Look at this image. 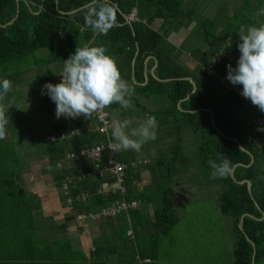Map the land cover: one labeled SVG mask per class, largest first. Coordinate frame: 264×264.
I'll use <instances>...</instances> for the list:
<instances>
[{
    "label": "trees",
    "instance_id": "1",
    "mask_svg": "<svg viewBox=\"0 0 264 264\" xmlns=\"http://www.w3.org/2000/svg\"><path fill=\"white\" fill-rule=\"evenodd\" d=\"M93 1L0 0V79L9 77L12 64L25 65L30 57L40 51L44 52L42 63L50 65L63 64L74 54L76 47L88 45L105 48L106 54L115 59L122 78L130 86L147 98L159 96L170 102L171 107L165 113L156 112V117L159 124H165L167 127L163 125L164 127L176 134L175 144L169 150L170 156L166 158L161 155L148 168L155 179L156 169L166 167L165 172L158 173L157 180L159 179L160 184L150 189L152 196L142 192L137 194L132 190L131 181L138 176L129 168L125 172L126 199H141L144 202L156 199L159 203L153 210V221L147 224L155 231V235L145 238L138 235L137 231L135 233L138 258L148 259L149 263L155 261L158 256L157 237L171 230L178 220L173 201L166 193V184L176 171V161L181 150V133L187 126L196 137L201 168L212 173L213 170L208 166L209 160L220 163L221 158L226 157L230 162V171L214 178L222 189L219 211L232 218L235 233L230 264H251L253 248L247 239L255 245L254 264H260L264 261V172L259 161L264 152L253 129L245 127L238 116L244 106L243 100L233 91L221 86L218 77L227 75L226 65L236 66L239 58V27L258 26L264 22V16L254 17L264 7V0H244L238 10L230 14L231 25L219 31L213 30L210 21H204L199 30L206 50L196 49L191 52L195 61L194 68L180 63L174 56L173 49H168L162 34L151 26L156 19L177 21L189 17L182 9V0H97L92 3ZM102 3H107L113 9L111 28L107 34L94 33L90 28L84 30L85 15L91 8H98ZM132 10L136 11L141 21L126 22V17ZM230 44L231 47L228 48ZM137 47L138 53L135 56ZM149 56L157 60L155 78L150 74L154 61L149 60L145 65V59ZM212 69L215 74L210 73ZM145 73L148 80L141 86L145 81ZM187 78H191L196 85L192 94L193 84ZM45 98L49 115L55 118V104L47 95ZM179 101L180 109L177 107ZM109 110L112 115L119 112L120 118L124 116L117 104H113ZM211 114L214 117L213 124ZM62 121L59 129L65 131H80L84 127L94 126L93 116ZM228 138H234L237 142ZM104 140V136L95 131L86 132L51 142L48 151L46 150L50 163L59 165L61 179L66 175L85 176L80 182L72 184V194L88 191L94 194L91 202L98 206L113 203L118 197L114 194H96L102 181L88 176L92 167L88 159L82 157L84 159L76 164L65 163L64 158L67 152L77 153L85 146ZM2 142L3 139H0V264H68V248L61 243L43 248L35 246L34 198L21 186L20 169L12 152V143L8 145L9 143ZM124 153H118L120 160H131ZM250 154L253 162L248 166ZM235 165L232 178L230 172ZM243 180L250 182V193L246 183H237ZM75 205L78 212L89 209L86 204ZM137 212L136 209L131 210L127 216L131 217ZM262 216L263 219L258 220ZM241 219L242 230L239 229ZM132 229L134 230L133 224ZM139 229L141 230L140 226Z\"/></svg>",
    "mask_w": 264,
    "mask_h": 264
},
{
    "label": "crops",
    "instance_id": "2",
    "mask_svg": "<svg viewBox=\"0 0 264 264\" xmlns=\"http://www.w3.org/2000/svg\"><path fill=\"white\" fill-rule=\"evenodd\" d=\"M219 1L222 5L227 6V8H225V12L228 15L236 12L244 2V0H218V2ZM183 7L184 0H182V9H184ZM185 13L189 17H183L178 19L177 21H173L177 25V29L171 28V30H164V22H167L168 20L164 21L162 19L154 20L151 26L154 30H158L162 34V37L165 40V44L170 45H167L168 49H173L174 56L180 63L185 64L189 68H194L195 61L191 54V52L194 50L189 51L180 46L182 44V41L187 40V38L190 36L189 32L195 28L192 21L193 18L190 17V12L185 10ZM170 21L171 20H169V22ZM203 44L204 47H198L200 51L206 50L205 43L203 42ZM136 55L137 54L135 52V56ZM187 58L189 59V62L187 61ZM134 60L135 58L132 60V69L134 66ZM149 60L154 61L153 66L150 69V74L155 78L154 70L157 65V60L155 57L149 56L145 59V65ZM186 62L188 63L186 64ZM62 68L63 66L59 71L60 74L62 72ZM212 71L214 70L212 69ZM27 72L29 73V75H36L39 73L34 69H30ZM144 76L145 81L144 83L140 84L141 86L145 85L148 80L146 73ZM61 79L62 77L59 76L56 82H58V80L60 82ZM131 79L133 81V76H131ZM19 89L21 88L18 86H13L12 92L18 91ZM133 90L134 93H138L140 96H143L138 92L136 88H133ZM31 95V103L34 106L36 105L39 110H37L36 112L32 110L30 113H27V119L24 121V123L19 121L18 123L10 125L16 128V136H18L16 143L14 142V140H12V145L15 144V148L18 151L19 158L21 159L20 161H17L20 169L21 186L34 198L35 202V209L33 213V222L35 226V246L43 248L51 244L61 243L62 246L68 248L66 252L69 258L68 264H151L149 262H145L148 259L142 260L138 258V242L135 240V233L137 231L138 235H141L145 238L155 235V231L151 229L149 225H147L153 221V211H149V213L147 211L145 213L141 212V207L145 206L144 208H146V206H148L147 209H149V206H151L150 203L152 202H144L141 199L130 198L140 202L139 207L136 209V212H138L131 217L127 216V214H122L119 217L100 219L98 221L86 219L83 221L77 220L76 215L78 214H97L103 208L111 206L112 203L104 206L95 205L93 204V202H91V198L94 196V194L88 191H81L80 193H77L75 195L72 194V184H74L75 182H80L85 176L81 174L77 175L76 177L66 175L63 177V179H61L58 171L59 165L57 163L51 164L48 156L46 155L48 154L47 148L49 143L70 138L71 136L69 135V132L71 130L65 131L59 129L60 125L63 123L62 119L65 118L56 119L52 118L49 115L48 105L45 101L46 95L42 94V91H33ZM131 102L135 104V106L139 105L138 108L144 110V114L146 115V117L154 116L156 118V132L161 131L159 145H162V143L164 142L165 145H168V147L165 148L167 150H170V148L175 144L174 142L176 139V134L174 132H170L169 129L166 128L167 126L165 124H159L156 117V112L165 113L168 108L156 110L155 112L154 109L147 110L146 108H143L141 104L136 102L135 98H131ZM180 102L181 101H179L177 104L178 109H180ZM136 103L138 105H136ZM50 104L52 106L51 102ZM118 109L120 111H123V109H121L119 105ZM105 112L108 118L111 120L112 111L106 109ZM238 116L244 122L245 127L253 129L255 137L258 138L260 147L264 152V113H261L255 106L251 104V102H244V106L238 113ZM93 118V127H84L80 131L78 130V134L74 135L73 137L78 136L81 133H86L89 131L92 132L97 125L94 115ZM124 118H127L125 114L124 116H121V119ZM162 121L164 120L162 119ZM211 123L213 124L212 119ZM163 125H165L166 127H164ZM133 126H135V124ZM62 133L65 134L66 137L61 138L60 135ZM104 138V142L99 143L113 141L111 138V131L109 132L108 137L104 136ZM181 143L182 133L181 142L179 143V145H181ZM146 145L148 144L146 143L145 145H143L139 153L134 151H118L113 155V157L118 162L127 165V169L129 168L128 170H132L135 175L138 176L137 178H133V180L131 181V189H134L137 194L142 192L149 193V195L152 196L153 192L150 189L156 188V185L160 184V181L159 179L157 180V178L154 179L151 171L148 168L155 163L157 158L163 155V152H160L162 148L158 150L157 147L159 145H157L152 149V152L148 153V156H144ZM119 152H125L126 156L131 160H120V158L118 157ZM77 153L72 151L67 152L65 154L64 162L76 164L81 162L84 159L82 157L78 160L69 158L70 154ZM52 156L53 155L51 154V157ZM109 157V154H104V157L102 158L103 162L106 161ZM88 160L92 165L91 169L89 170L88 176L92 179H100L102 181L101 185L97 188L107 185L109 183L110 176L104 172L99 173L95 168V163L90 159ZM150 160H152V163H150ZM103 162L101 165H99V167H103ZM259 164L264 165V154L262 156V159H260ZM261 170L264 172V168ZM151 178L155 185L146 188L145 184L150 183ZM193 181L197 182L194 184H199L198 176L194 177ZM168 183L166 184L167 194ZM184 186L187 185L184 184ZM65 187H67V193H65ZM82 194L88 195V198L85 201H80L79 199H77V197L81 196ZM170 197L175 207L176 202L178 204H181L185 201L186 198H188V193L185 191V188H179L175 191V196ZM67 200L71 201V208L69 207ZM75 204H86L89 209L86 212H78L76 210ZM158 205L159 204H157V206ZM151 213L152 215H150ZM132 224L134 226V230L132 229ZM176 224L173 226V228L176 226ZM145 225H147V227H145ZM139 226L141 227V230L139 229ZM144 228H147V230H142ZM173 228L166 234H160L157 237V250H159V238L161 236H169ZM128 232H131L130 235L128 234ZM173 245L174 248L175 246L183 248L186 246L192 247L194 245V242L191 240H183L173 242Z\"/></svg>",
    "mask_w": 264,
    "mask_h": 264
},
{
    "label": "rangeland",
    "instance_id": "3",
    "mask_svg": "<svg viewBox=\"0 0 264 264\" xmlns=\"http://www.w3.org/2000/svg\"><path fill=\"white\" fill-rule=\"evenodd\" d=\"M184 10L190 12V17L193 18L194 29L189 32L190 36L187 40H183L181 47L192 51L198 49L199 46L204 47L203 40L200 34V25L204 21H210L213 24V30L219 31L231 25V15L225 11L227 6L221 4L218 0H184ZM177 29V25L173 21L164 22V30ZM168 45V44H167ZM170 46V45H168ZM44 52L40 51L30 57L25 65L19 63L12 64L9 70L8 78L12 81L13 86L20 87L18 91L10 92L5 98L4 103L7 105L11 102V108L8 109L9 123L7 125L6 136L2 143L11 145L17 142L16 128L10 124H15L27 119V113L32 110H39L37 106L31 103L32 92L42 91L43 85L46 83L56 84L60 76V69L63 64L44 65L42 58ZM189 54V53H188ZM190 55V54H189ZM189 62V59L187 58ZM186 62V64L188 63ZM191 65V64H190ZM192 66V65H191ZM34 69L39 72L36 75H29L27 72ZM131 98H135L136 102L141 104L143 108L161 110L170 108V102L159 96H151L146 98L138 93H133ZM135 103V102H134ZM133 104V103H132ZM134 105L133 109H123V113L127 118L140 121L146 117L144 110ZM122 109V108H121ZM159 130V129H158ZM161 131L156 132V139L148 142L145 146L144 156L152 152V149L159 145ZM159 145L158 150L163 152L166 158L170 156L168 145ZM13 147V154L20 161L18 151ZM181 150L176 161V171L168 183V194L175 196V191L179 188H185L188 193V198L181 204H175V217L178 219L176 226L173 228L169 236H161L159 238L158 257L151 264H230L232 261V252L234 249L235 233L232 227V218L228 214H222L218 209L219 195L222 191L221 186L212 177V173L201 168L199 157L196 150V137L192 131L185 126L182 130ZM166 147V148H165ZM155 158V157H154ZM152 160H150V163ZM263 169L264 165L259 164ZM166 167L161 170L156 169L158 173L165 172ZM190 172V173H189ZM198 176L199 184L193 181V178ZM150 183H146L145 187L155 185L152 178ZM158 182V181H157ZM186 184L187 186H184ZM156 199H152L151 206L146 208L141 207V212L153 211L157 206ZM152 215V213L150 214ZM263 219V216L260 218ZM258 219V220H260ZM191 240L194 242L192 247H173V242ZM260 264H264L262 261Z\"/></svg>",
    "mask_w": 264,
    "mask_h": 264
},
{
    "label": "clouds",
    "instance_id": "4",
    "mask_svg": "<svg viewBox=\"0 0 264 264\" xmlns=\"http://www.w3.org/2000/svg\"><path fill=\"white\" fill-rule=\"evenodd\" d=\"M113 15V9L107 3L91 8L84 17V30L90 28L94 33L107 34ZM260 16H264V7L254 14L255 18ZM237 34L239 58L235 67L226 65V79L231 85L240 86V95L264 113V22L258 26L241 25ZM212 62L215 63V60ZM60 76L59 83H46L42 88V94L55 104L56 119H88L97 113L106 114L105 110L113 104L125 110H134L131 102L134 90L122 78L115 59L107 55L103 47H76L74 54L63 62ZM12 89L11 80L0 79V139L6 136L11 102L6 105L4 101ZM109 127L114 142L112 147L117 151L139 153L143 145L157 136L154 116L134 122L130 118L121 119L119 112H114ZM208 166L213 170V178L230 171V162L226 157L221 158L220 163L209 160Z\"/></svg>",
    "mask_w": 264,
    "mask_h": 264
},
{
    "label": "built area",
    "instance_id": "5",
    "mask_svg": "<svg viewBox=\"0 0 264 264\" xmlns=\"http://www.w3.org/2000/svg\"><path fill=\"white\" fill-rule=\"evenodd\" d=\"M141 21L135 10H132L131 13L126 17L127 23H134ZM142 22H145L142 20ZM210 73L215 74V71H211ZM219 84L226 88L227 90L233 91L236 93L240 99L243 100L245 103H250L249 100L243 98L240 95L241 88L239 86L231 85L225 76H219ZM97 125L93 131L108 137L111 128L109 127L111 120L108 118L107 114L105 113H97L94 115ZM63 118V117H61ZM80 118V117H79ZM77 119V118H76ZM92 131V132H93ZM90 132V131H89ZM78 134V130H71L69 135L73 137L74 135ZM61 138L66 137L65 134L60 135ZM113 141H107L106 143H99L91 146L83 147L77 154H70L69 158L72 159H79L80 157H84L90 159L92 162L95 163V168L99 173H106L110 176L109 183L103 187L96 189V194H114L118 197L111 206H107L103 208L99 213H88V214H78L77 220H92L98 221L100 219H109L115 218L122 214H127L131 210H135L139 207L140 202L133 200V199H126V192L127 188L125 185V172L127 170V165L118 162L113 155L116 154L118 151L115 150L112 145ZM104 154H109L110 157L103 162ZM103 162V167H99ZM95 172V171H94ZM65 193H67V187L64 188ZM88 198V195L82 194L81 196L77 197L80 201H85ZM69 207L71 208V201L67 200ZM131 232H128L130 235ZM145 262H150V260H146Z\"/></svg>",
    "mask_w": 264,
    "mask_h": 264
},
{
    "label": "water",
    "instance_id": "6",
    "mask_svg": "<svg viewBox=\"0 0 264 264\" xmlns=\"http://www.w3.org/2000/svg\"><path fill=\"white\" fill-rule=\"evenodd\" d=\"M97 0H94L92 3H94V2H96ZM91 3V4H92ZM42 7V6H41ZM131 28H132V26H131ZM138 53V47H137V49H136V54ZM188 80H190L191 82H192V80H191V78H187ZM192 84H193V89H192V91H191V93L190 94H192L194 91H195V89H196V85L194 84V82H192ZM211 119H212V122H213V115H211ZM228 139H230V140H234V141H236L237 142V140L236 139H234V138H228ZM238 146L242 149V150H244L239 144H238ZM251 155V154H250ZM252 162H253V156L251 155V161H250V163H249V165L248 166H250L251 164H252ZM237 165H235L234 167H233V169L231 170V172H230V175H231V177L233 178V170H234V168L236 167ZM237 183H239V184H242V183H246L247 184V188H248V191H249V193H250V182L248 181V180H243V181H240V182H237ZM255 205L257 206V203L255 202ZM246 216H249V217H251V218H254L253 216H251V215H249V214H246ZM261 220V219H260ZM242 223H243V221H242V219H241V221H240V223H239V229L240 230H242ZM248 241H249V243L251 244V246H252V248H253V256H252V259H251V264H254V255H255V245H254V243L250 240V239H247Z\"/></svg>",
    "mask_w": 264,
    "mask_h": 264
}]
</instances>
